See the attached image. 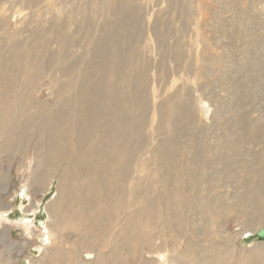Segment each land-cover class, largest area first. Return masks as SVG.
I'll return each mask as SVG.
<instances>
[{
	"label": "rangeland",
	"instance_id": "1",
	"mask_svg": "<svg viewBox=\"0 0 264 264\" xmlns=\"http://www.w3.org/2000/svg\"><path fill=\"white\" fill-rule=\"evenodd\" d=\"M260 230L264 0H0V264H264Z\"/></svg>",
	"mask_w": 264,
	"mask_h": 264
},
{
	"label": "bare ground",
	"instance_id": "2",
	"mask_svg": "<svg viewBox=\"0 0 264 264\" xmlns=\"http://www.w3.org/2000/svg\"><path fill=\"white\" fill-rule=\"evenodd\" d=\"M62 230H60L59 228L57 229V232H55V234H60ZM31 233V232H30ZM47 235L50 237V235H53L52 233L49 235V233L47 232ZM48 237V238H49ZM51 239V238H50ZM159 264H165V263H159Z\"/></svg>",
	"mask_w": 264,
	"mask_h": 264
},
{
	"label": "water",
	"instance_id": "3",
	"mask_svg": "<svg viewBox=\"0 0 264 264\" xmlns=\"http://www.w3.org/2000/svg\"><path fill=\"white\" fill-rule=\"evenodd\" d=\"M257 234H258L259 237L263 238L264 237V230L258 231Z\"/></svg>",
	"mask_w": 264,
	"mask_h": 264
}]
</instances>
